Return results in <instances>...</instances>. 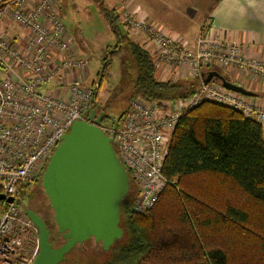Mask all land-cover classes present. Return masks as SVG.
Listing matches in <instances>:
<instances>
[{
	"label": "built area",
	"instance_id": "1",
	"mask_svg": "<svg viewBox=\"0 0 264 264\" xmlns=\"http://www.w3.org/2000/svg\"><path fill=\"white\" fill-rule=\"evenodd\" d=\"M59 0H0V264H33L40 250L39 229L19 206L18 191L45 168L63 137L77 121H88L94 87L86 82L88 61L66 33ZM127 31L145 33L155 46L156 69L201 79L196 92L174 101H131L120 126L101 123L138 184L132 207L149 213L169 181L163 173L170 140L178 123L203 102H215L264 123V106L225 88L203 81V70L216 65L237 69L264 83V58H248L239 46L226 43L205 26L193 43L122 9ZM7 21L22 30L11 35ZM27 39V41L25 40ZM25 44H21V42ZM171 78V77H170ZM52 82L55 84L52 85ZM47 85H52L44 90ZM88 113V115H86Z\"/></svg>",
	"mask_w": 264,
	"mask_h": 264
},
{
	"label": "trees",
	"instance_id": "2",
	"mask_svg": "<svg viewBox=\"0 0 264 264\" xmlns=\"http://www.w3.org/2000/svg\"><path fill=\"white\" fill-rule=\"evenodd\" d=\"M105 12L117 42L112 52L107 48L99 81L92 83L94 108L100 104L104 73L119 53L131 100L174 101L196 92L201 79H159L156 54L129 37V30L120 31L121 13ZM211 71L220 70L214 65ZM123 117L113 124L120 126ZM107 120L102 123L109 125ZM128 173L131 188L120 215L124 234L109 250L103 249L102 264H264L262 123L215 102L190 110L170 140L163 167L169 184L145 215L132 210L139 187ZM30 186H22L18 196ZM48 227L50 242L58 243L56 224L48 222Z\"/></svg>",
	"mask_w": 264,
	"mask_h": 264
},
{
	"label": "water",
	"instance_id": "3",
	"mask_svg": "<svg viewBox=\"0 0 264 264\" xmlns=\"http://www.w3.org/2000/svg\"><path fill=\"white\" fill-rule=\"evenodd\" d=\"M205 84L215 81L247 97L256 93L232 83L220 71L203 73ZM107 114L98 104L88 121L75 122L50 158L43 187L55 212V221L66 244L55 247L49 239L46 222L34 211H27L39 229L40 251L34 264H60L78 245L90 239L103 249L123 237L120 226L121 205L131 182L128 170L113 145V135L98 126ZM14 203L13 197L0 194V201Z\"/></svg>",
	"mask_w": 264,
	"mask_h": 264
},
{
	"label": "rangeland",
	"instance_id": "4",
	"mask_svg": "<svg viewBox=\"0 0 264 264\" xmlns=\"http://www.w3.org/2000/svg\"><path fill=\"white\" fill-rule=\"evenodd\" d=\"M58 4L67 35L70 37L71 41L74 42L79 54H81L88 61V71L86 72L87 75L85 76V79L87 84L92 85L93 82L99 81V72L102 71L105 65L103 59L107 56V54L112 52L115 48L113 46L116 45L117 42L105 12L106 8H115L114 4L111 3L110 0H59ZM182 15L187 16V14ZM199 15L200 14L198 12H194L189 20L194 21L198 19ZM7 25L12 32L14 31L13 36L22 33L21 28L12 21H7ZM118 27L121 32L123 30L127 31V26L123 24V22H120ZM124 31L123 33L127 34ZM129 31L130 34H128V36L134 39L135 37L132 34L135 31L131 28ZM9 36L13 37L11 34H9ZM180 38L185 41V38ZM25 40L27 41L26 38ZM135 41L144 45L141 41ZM21 44L24 45L25 42L22 41ZM108 47L110 49L109 53L107 52ZM122 57L123 55L119 53L112 59L110 65L104 73L103 85L98 96L99 103L102 104L108 117L106 123L109 125H112L114 119L119 120L121 117L125 116L131 101L134 100H131L129 97L128 90H130V88L128 87V78H124V74L126 72H123ZM219 70L223 75L229 76L225 67H219ZM158 76L161 80L169 79L167 77L162 78L160 74ZM170 79L176 80L173 77ZM54 84L55 83L52 82V85ZM52 85H47L43 89L46 90ZM95 105V103H92L90 110L93 109ZM86 115H88V113H86ZM38 177L39 176H37V178ZM32 185H34V183ZM32 185L27 188L28 190H25L22 198L19 197V206L21 207L20 200H23L25 201L24 209L35 210L47 219L50 217V211L48 209V202L42 185L39 189L38 185ZM189 188L190 185L187 186V189ZM32 193H34L33 197L35 200L29 202L28 196ZM96 244L97 243L93 240H90L84 243L83 246L76 247L60 264H102L106 255L103 254L102 246L99 245L97 248L95 246ZM34 263L35 260L33 264Z\"/></svg>",
	"mask_w": 264,
	"mask_h": 264
},
{
	"label": "crops",
	"instance_id": "5",
	"mask_svg": "<svg viewBox=\"0 0 264 264\" xmlns=\"http://www.w3.org/2000/svg\"><path fill=\"white\" fill-rule=\"evenodd\" d=\"M110 1L115 7L112 9H116L117 12L121 13L125 7L127 12L136 14L150 24L158 25L170 34L185 38V41L189 43L197 40L201 30L208 26L211 33L220 35L226 43L239 46L242 56L255 59L264 58V0ZM194 12L200 15L198 19L190 21L189 18ZM182 14H187V16ZM3 29L11 35L14 34L8 25ZM132 35L135 40L141 41L155 53L156 48L147 34L134 32ZM225 69L229 74L226 77L232 83L257 94L256 97H248L250 101L264 106V83L262 81L252 75L240 73L233 67ZM206 70L204 69L203 73L209 72V69ZM179 73L181 75L174 76L177 80L191 79L185 70ZM167 76V78L172 77L171 74ZM262 125L264 129V123Z\"/></svg>",
	"mask_w": 264,
	"mask_h": 264
},
{
	"label": "flooded vegetation",
	"instance_id": "6",
	"mask_svg": "<svg viewBox=\"0 0 264 264\" xmlns=\"http://www.w3.org/2000/svg\"><path fill=\"white\" fill-rule=\"evenodd\" d=\"M48 163H49V161H48ZM48 163H47V165L45 166V168L43 169V170H41L40 171V173H39V177L37 178L36 177V181L34 180L33 182H32V184L34 183V185L35 186H39L38 187V189L41 187V185H42V188H43V190H44V194H45V197H46V199H47V202H48V209H49V211H50V217L49 218H45V217H43V216H41V214H39L38 212H36L35 210H32V209H24V205H25V201H21L20 200V203H21V207H22V209H24V211L27 213V211L28 210H30V211H34L37 215H39L45 222H46V224H47V226H48V222H51V221H53L55 224H56V227H57V240H58V243H56L54 246L55 247H60V246H63V245H65L66 244V238L63 236V234L60 232V230H59V227H58V225H57V223H56V221H55V212H54V209L52 208V206H51V204H50V200H49V197H48V195L46 194V192H45V189H44V187H43V179H44V173L46 172V169H47V166H48ZM41 178V179H40ZM31 184V185H32ZM34 185H32V186H34ZM33 188H36V187H33ZM37 190V189H36ZM38 191V190H37ZM33 194L34 193H32V194H30L29 196H28V199H29V202L30 201H33V200H35L34 199V197H33ZM25 199V198H24ZM23 202V203H22ZM90 240H93L95 243H97L95 246L98 248L99 247V245H101L102 246V244H101V242H96L94 239H90ZM90 240H88V241H90ZM87 242V241H86ZM85 242V243H86ZM84 245V243L82 244V245H78V247H81V246H83ZM103 248V247H102Z\"/></svg>",
	"mask_w": 264,
	"mask_h": 264
}]
</instances>
